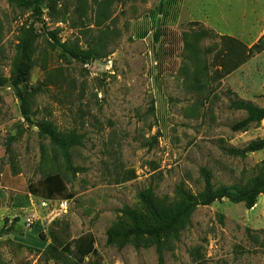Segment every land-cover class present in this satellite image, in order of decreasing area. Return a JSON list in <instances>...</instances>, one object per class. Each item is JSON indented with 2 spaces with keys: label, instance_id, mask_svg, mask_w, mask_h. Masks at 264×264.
<instances>
[{
  "label": "rangeland",
  "instance_id": "374dc122",
  "mask_svg": "<svg viewBox=\"0 0 264 264\" xmlns=\"http://www.w3.org/2000/svg\"><path fill=\"white\" fill-rule=\"evenodd\" d=\"M25 1L0 0V264H264V195L252 208L198 206L177 239L149 230L134 243L124 211L154 226L141 191L173 204L179 186L203 189L204 171L214 187L264 174V149L242 151L264 120L231 130L246 116L231 101L257 95L264 74V55L233 70L255 43L239 34L259 30L242 20L254 2ZM24 29L30 60L17 52ZM89 45L100 58L82 54ZM44 121L83 136L71 166ZM55 174L64 190L48 199L42 181ZM84 235L94 253L77 263L64 250Z\"/></svg>",
  "mask_w": 264,
  "mask_h": 264
},
{
  "label": "trees",
  "instance_id": "16d2710c",
  "mask_svg": "<svg viewBox=\"0 0 264 264\" xmlns=\"http://www.w3.org/2000/svg\"><path fill=\"white\" fill-rule=\"evenodd\" d=\"M10 2H21L26 3L25 0H9ZM26 5V4H25ZM32 36L29 29H24L22 36L20 37L17 45V52L25 57L27 60L31 59L33 54V41L30 39ZM264 50V34L254 44L243 57L240 64L234 68L237 69L247 60H249L253 54L260 53ZM72 55L77 56V52L70 51ZM82 54L89 57H101L99 52L95 50L91 45L82 52ZM16 57V66L22 63V57ZM235 95L234 93H232ZM236 96V95H235ZM237 99L231 101L230 107L236 110H242L246 113L244 119L236 122L231 126V130L234 132L246 131L251 125H257L264 120V109L259 108L253 103L245 100H241L236 96ZM41 128L44 130L47 138L51 145H53L62 155L65 163L71 166V154L70 151L76 147L82 146L83 136L70 133L62 134L57 132L53 125L49 122H41ZM264 149V138L250 141L242 150L245 153L258 152ZM230 152L234 151L229 149ZM204 186L203 189L197 194L193 195L190 191L184 189L182 186L177 188V192L180 195V200L173 204H167L159 200L151 190H144L138 193L137 197L139 201L144 204L146 213L150 221H153L155 225L146 222L144 223V217L136 214L130 209H125V214L129 216L136 225L137 231L135 232L136 237L133 242L137 243L140 239H144V234L147 231L152 230L154 236L161 234L163 239L172 237L177 239L179 236L180 229L185 224H189L190 218L195 212L198 206H207L215 201L221 199H227L232 203H242L246 208H252L257 201L259 195H264V174L256 177L250 186L230 185V186H219L214 187L211 182V178L207 171H204ZM45 191L46 198H53L55 195H59L64 190V184L59 175H50L42 181ZM108 241H113L117 237L116 232L109 231ZM160 241H157L158 250L161 248ZM74 247V259L77 263H82L83 259L94 253V240L91 235H84L68 243L65 246L66 252L71 251L70 247Z\"/></svg>",
  "mask_w": 264,
  "mask_h": 264
},
{
  "label": "crops",
  "instance_id": "0c3cea01",
  "mask_svg": "<svg viewBox=\"0 0 264 264\" xmlns=\"http://www.w3.org/2000/svg\"><path fill=\"white\" fill-rule=\"evenodd\" d=\"M251 2H254V3L251 5L249 14L246 15L245 12L243 11L242 20H246L248 18L250 22L247 25L249 27L259 28V30L255 34L253 33V31H250V32L242 31L239 34L245 35V37H248L246 39L241 38L240 39L241 41H252V42H255L254 44H256L258 40L264 34V0H251ZM243 25L246 26L245 24ZM252 37H255L254 40H251ZM262 55H264V50L261 53H255L248 60V62L253 63V61H255L258 57ZM239 70H241V67L236 71H239ZM254 78H255V81H254L255 86L257 87V92H256L257 95L255 96L252 95L249 98L242 99V100L249 101L253 103L254 105H256L257 107L264 109V74L261 71H256Z\"/></svg>",
  "mask_w": 264,
  "mask_h": 264
},
{
  "label": "built area",
  "instance_id": "2783aa9c",
  "mask_svg": "<svg viewBox=\"0 0 264 264\" xmlns=\"http://www.w3.org/2000/svg\"><path fill=\"white\" fill-rule=\"evenodd\" d=\"M31 224H32V220H31L30 218H27V220H26V225H27L28 227H30Z\"/></svg>",
  "mask_w": 264,
  "mask_h": 264
}]
</instances>
